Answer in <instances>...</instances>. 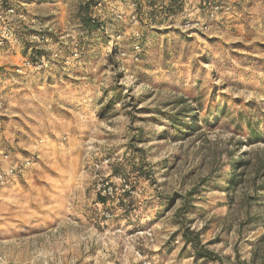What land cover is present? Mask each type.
<instances>
[{
	"label": "rangeland",
	"instance_id": "1",
	"mask_svg": "<svg viewBox=\"0 0 264 264\" xmlns=\"http://www.w3.org/2000/svg\"><path fill=\"white\" fill-rule=\"evenodd\" d=\"M82 1L21 0V50L0 56V151L19 168L0 186V264H264V139L246 125L253 117L264 136V0H225L233 13L207 30L155 28L172 31L148 34L137 57L81 33ZM135 1L144 24L149 10ZM118 6L95 20L128 39V26L111 25ZM53 51L48 67L23 66ZM176 116L192 126L185 136L170 126ZM231 153L247 164L227 191ZM118 176L134 193L105 219L95 182L118 186ZM144 224L152 241L130 236ZM182 226L216 257L198 256Z\"/></svg>",
	"mask_w": 264,
	"mask_h": 264
},
{
	"label": "built area",
	"instance_id": "2",
	"mask_svg": "<svg viewBox=\"0 0 264 264\" xmlns=\"http://www.w3.org/2000/svg\"><path fill=\"white\" fill-rule=\"evenodd\" d=\"M89 0H83L82 4L88 2ZM93 5L90 7L89 16L93 19H97L96 13L99 12L109 1L118 3V8L112 13L111 21L113 25H124L128 26L131 32L128 34V39L125 36V31H111L107 24L104 22H99V31H102L112 44L119 45L124 41H132V49L134 52L139 50V44L136 41L138 37L142 34L143 30L148 28H160L162 26L170 27L173 26L182 32H187L192 29L196 30H207L209 26L218 20V18L223 14L233 13L234 7L232 4L225 0H178L177 5L171 4L169 10L166 11L168 0H142L149 12L155 8L157 4L161 8L158 13L155 11L153 15L148 16V22H144L141 16V12L138 9L137 2L131 0L129 5L122 6V0H90ZM130 2V0H128ZM153 1L156 5L149 6V2ZM192 2H196L193 6ZM139 3V2H138ZM140 5V3H139ZM130 8V11H126L123 8ZM146 19V18H145ZM30 22L29 10L25 3L21 0H0V56L8 54L10 51L21 50V24H27ZM173 22V23H170ZM165 23V24H164ZM81 33L85 34V31L80 28ZM51 29H48L50 32ZM49 34V33H48ZM47 34L39 32L33 35V38L41 41H47ZM112 38V40H111ZM31 43V42H30ZM32 45H29L31 49ZM40 47V45H39ZM78 47L76 44L70 53L71 58L78 56ZM34 49H38L35 46ZM126 52H121V55H127ZM58 54L53 51L50 54V58H47L43 54H34L33 58H25L23 66L28 67L32 70H40L49 66L50 60L57 57ZM64 63H68V58L64 60ZM16 72L21 73V65L15 69ZM5 103L2 95L0 94V112H3ZM23 165H28L29 160L25 159L22 163ZM18 163L12 161L8 152L0 151V186H4L10 182V179L16 175L18 172ZM100 182H95L94 192L96 195L102 196L106 199V203L95 202L98 208H103V216L105 219H111L114 213L108 206L112 205L117 211L123 210L125 205L128 204L129 198L134 193L130 185L125 178L120 176L116 177L115 180L118 181V186L114 184L111 180H101ZM128 208V206H127ZM153 229L151 227L134 230L130 236L138 239L144 238L147 241L153 240ZM134 257L139 260H144L143 252L140 249H134ZM148 263L149 262H144Z\"/></svg>",
	"mask_w": 264,
	"mask_h": 264
},
{
	"label": "trees",
	"instance_id": "3",
	"mask_svg": "<svg viewBox=\"0 0 264 264\" xmlns=\"http://www.w3.org/2000/svg\"><path fill=\"white\" fill-rule=\"evenodd\" d=\"M178 0H168V4H167V7L165 8L166 11L169 10V6L171 4H176ZM93 5L92 1H88L84 4H80L79 5V8H78V12L80 14V17H81V26H82V29L85 31V34H88L90 32H97L99 31V27H100V24L97 20L93 19L91 16H89V13H90V7ZM153 5H156L155 2L153 1H150L149 2V6H152L153 8ZM156 6H159V4H157ZM153 8L149 13V15H153V12L155 11L156 13L159 12V10L161 8L159 7H156ZM155 28H148L146 27L142 34L140 35V37L137 38V42L139 44V50L137 52H134L131 45H132V41L131 40H127L125 41V43L123 42L122 45H116V44H113L111 46V50H114V51H120V52H126L128 54H131V53H135L133 55V57H137L140 49L142 48L143 46V41L148 37V34L150 35H153V34H157V33H164V32H170L172 30L168 29V30H164V31H157L155 30ZM101 33V36L104 37V38H108L107 36L105 37L102 33V31H99ZM119 68V67H118ZM117 71V70H115ZM239 114H237L236 116H238ZM233 119V118H230V120ZM172 123L170 124V126L172 128H174L176 130L177 133H179V135L181 136H185L188 132L186 131L187 129H191L192 126L190 123L188 122H185L182 118H179V117H174L173 120L171 121ZM228 124V123H226ZM258 122L255 121L254 122V119L253 117H249L247 119V122H246V125L248 127H250L251 129H249V139L251 140H259V139H264V136H262V134L259 132V127H258ZM193 127H197V124L193 125ZM236 130H238L239 128L238 127H235ZM177 135V136H179ZM231 155V158L229 159V161L227 162V165L228 167H231V171L228 172L226 171L224 173V177L226 179V185L224 186L225 189L227 191H230V190H233L237 187V185L242 181L240 178V175L241 173H238V170L241 168V166L243 164H247L245 163L241 158H236L235 156H233V153L230 154ZM262 169H264V164L261 166ZM114 173L115 175L117 174V172L114 170ZM140 175H144V172L143 170L139 172ZM96 201L100 202V203H106V199L102 196H99V195H96ZM181 208H178L175 210V216L176 217H179V214L181 213ZM147 227H150L149 225L147 224H144V225H141V226H137L133 229L134 230H137V229H143V228H147ZM181 235H182V238H183V241L188 243L189 245L192 246V248L194 250H199L201 249L200 252L197 253L198 256L202 257V258H208V259H214L216 256L213 252H211L210 250L208 249H205L202 244H201V241H200V238L198 236V233L193 231V230H190L188 227H183L181 228Z\"/></svg>",
	"mask_w": 264,
	"mask_h": 264
}]
</instances>
